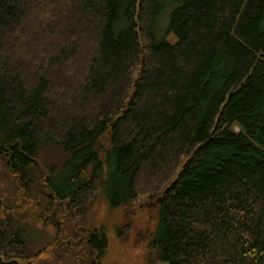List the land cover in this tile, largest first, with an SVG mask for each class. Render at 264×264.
Instances as JSON below:
<instances>
[{
  "label": "trees",
  "instance_id": "1",
  "mask_svg": "<svg viewBox=\"0 0 264 264\" xmlns=\"http://www.w3.org/2000/svg\"><path fill=\"white\" fill-rule=\"evenodd\" d=\"M46 146L50 204L103 184L117 208L143 171L168 181L158 260L264 264V0H0V158L33 182ZM14 225L0 264H29Z\"/></svg>",
  "mask_w": 264,
  "mask_h": 264
},
{
  "label": "rangeland",
  "instance_id": "2",
  "mask_svg": "<svg viewBox=\"0 0 264 264\" xmlns=\"http://www.w3.org/2000/svg\"><path fill=\"white\" fill-rule=\"evenodd\" d=\"M233 129L239 130L237 126ZM101 144L104 149L108 147L106 137L101 139ZM68 156L61 148L44 147L36 158L33 182L10 172L0 158V230L4 232L13 224L22 229L26 248L24 256L18 257L19 262L166 264L151 252L149 241L157 210L153 192L165 189L168 181L162 178L158 185L141 171L136 179V198L117 208L108 205L103 184L100 190L87 193L88 200L84 203L68 206L52 199L50 204L40 174L45 175L49 168L60 173ZM94 229L106 237L107 248L102 255L87 246L88 234ZM9 253L13 255L15 251Z\"/></svg>",
  "mask_w": 264,
  "mask_h": 264
},
{
  "label": "bare ground",
  "instance_id": "3",
  "mask_svg": "<svg viewBox=\"0 0 264 264\" xmlns=\"http://www.w3.org/2000/svg\"><path fill=\"white\" fill-rule=\"evenodd\" d=\"M113 125V124H112ZM155 189V188H154ZM169 190V187H166L165 189H163L162 191H154L153 195L156 196V200L155 203L157 204V207L159 206V204L161 203V201L163 200V198L165 197L167 191ZM157 217V211H156V215L155 218Z\"/></svg>",
  "mask_w": 264,
  "mask_h": 264
}]
</instances>
